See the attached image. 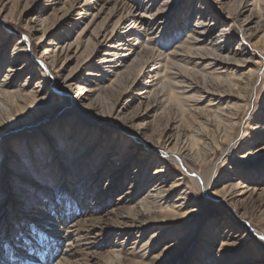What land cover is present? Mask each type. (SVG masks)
I'll use <instances>...</instances> for the list:
<instances>
[{"label": "rangeland", "instance_id": "obj_1", "mask_svg": "<svg viewBox=\"0 0 264 264\" xmlns=\"http://www.w3.org/2000/svg\"><path fill=\"white\" fill-rule=\"evenodd\" d=\"M123 1L130 4L135 2L142 6L147 4L148 0ZM192 1L169 0L167 8L162 9L163 11L161 10L157 15L161 14L163 18L157 17V20H164L167 15L171 17L178 8L186 10L194 3L195 12L194 8L190 12V14L193 13L194 21L197 17H203L205 22L210 23L213 21L211 15L217 14V20L214 22H218L219 18L222 19L216 29L219 30L222 25L228 28L230 21L225 17L224 11L226 12L225 7L231 6L232 0L225 2L220 12L217 10L218 7L213 5L212 0H207V3H204L205 7ZM83 2L84 0H0V79L7 74L8 66L12 65L10 61L15 59L14 65L20 69L11 78L13 82L9 89L13 90L26 82L24 88L30 90L36 85L38 78L44 76L46 80L44 92L51 90L54 93L52 98L42 96L28 101L22 107L13 97L0 95L1 257L8 254V250L19 249L21 244L34 245L39 237L46 240L44 235L51 233L46 226L50 224L48 221L50 215L53 216L54 213L66 215L71 210L76 218H73L71 222L67 219L66 224L87 218L97 220L101 217L108 220V225H98L93 229L92 233L100 231L96 237H89L92 233L84 231L85 228H82L84 222L77 225L79 234L70 235L73 238L71 241H75L78 245L76 250L80 256L90 252L91 257L88 258L90 262L86 261L89 264H106V256L113 249L119 250L124 257L134 260L142 259L150 264H264V250L247 227L249 225L264 236L259 226V224L264 226L259 214V210L264 211V41L253 46L258 38H264L262 36L264 31L252 40H249L247 36L242 39L243 34L239 24L249 11L237 16L238 23H233L231 26L233 31L231 48L233 51L240 49L244 53V56L237 55V58L258 62V73L250 81L245 101L237 109V114L233 116L231 128L228 122L219 118H215L213 122L210 120L211 125L207 126L203 121L204 116L207 117L206 111L201 114L203 118H199L197 114L185 110L186 103L181 102L177 94L173 92L174 95L168 94L169 91L166 92V97L163 96L165 101L162 106V109H166L168 113L162 118L157 117L161 119L160 121L155 120L148 125L153 113H147L149 108L142 98L145 91H139L136 86L127 87L129 82L137 76L148 79L149 74L145 75L148 72V66L152 64L156 70V66L160 64L159 60L149 64H145L144 60L137 62V71H132L125 84L119 85L112 92L99 94L95 109L79 105L76 97L73 96L75 90L66 91L58 82L60 78L58 75H67L72 68L86 59V53L79 57L70 54L65 60L61 58L57 62L58 68L62 65L60 69H57L59 72L51 69L50 59L41 57V50L37 48L40 39L45 44L58 38L75 42L86 23L92 21L91 25L86 27V29L89 28V35L83 37V40L88 41V52L93 41L99 43L97 45L99 49L108 50L101 54L99 57L101 59L89 58L82 63L81 69L78 68L73 73L74 79L75 82L82 80L80 84H94L111 78L106 71L105 61H102L105 58L102 57L108 56L107 53L112 49L105 46L102 37L95 40L91 34L107 16L108 8L100 10L99 7L88 6L86 19L75 22V11ZM260 2L264 3V0ZM159 5L160 3H157L152 6V11H156ZM171 10L174 11L170 12ZM176 14L172 16L171 26L176 20L174 19ZM30 21L35 22L31 25ZM256 21L257 18L253 20L249 28L255 26ZM33 27L38 30L34 31ZM44 29L46 33L43 36ZM159 29L157 25L154 31L152 30L153 33H150L154 38L153 45L156 46L153 48L164 53V57H167L169 61L182 59L180 55H171L170 52L175 50L178 54L185 53L180 46H183L188 36V29L184 31L178 29L169 36L163 35ZM126 38V35L121 36L123 41ZM19 40L25 43L26 48L24 53L14 56L13 47ZM135 55H131L127 63ZM253 65L242 61L237 67V74L256 67ZM188 67L190 68L191 64ZM224 70V68H215V75H221L225 79V75L220 74ZM89 71L93 74H87ZM184 73L195 75L192 81L199 86L203 85L204 80L200 72L184 69ZM206 79L212 88L218 87L217 78L209 76ZM225 88L227 89V86ZM123 97L128 98L122 101ZM94 98L97 97L89 96L90 100ZM119 101L124 103L123 107L118 108ZM115 102L117 103L114 104ZM207 103L208 100H205L197 105L203 107ZM188 105L189 101H187ZM114 108L119 109L118 114H106L109 109ZM130 117L134 118L132 124L129 122ZM211 118L210 116L209 119ZM167 119L177 122L182 129L189 130V138H192V134L197 130H201L210 138L217 128H221L228 138H222L221 134V137L217 136V144L211 143V150L205 163L201 165L190 160L177 162L169 154L164 156L158 154V150H162L161 147L152 145L145 137L148 135L156 140L158 130ZM75 122L77 124H74ZM77 125L80 126L81 131ZM82 125L84 127L93 125L87 131L99 129V135L87 136L86 140L82 139L80 137L84 133ZM137 126L148 130L143 136L133 138L131 132H135ZM18 127L20 129L14 132ZM76 128L77 134H75ZM114 135L116 139L125 136V141L132 142L127 153L130 157H121L120 145L116 142L110 143ZM96 139L102 145L98 153L92 152L93 147L90 146L91 143L96 142ZM52 140L54 142L51 143ZM231 141H233L232 148L226 155L219 157ZM67 145L74 148L70 155L65 152ZM151 145L158 154L159 163L152 162L146 165L144 170L147 180L151 179V172L163 164L167 166L165 173L168 178L167 187L175 177L184 176L186 186L183 188H189L190 191L186 201L189 204L188 209L180 215L171 217L170 220L156 223L153 227H133L123 231L114 225L117 217H114L111 211L115 208H127L135 203V190L140 184L134 186L133 173ZM9 150L14 151V164L7 162L6 155ZM107 151L108 155H104ZM212 165H214V178L219 186L227 182L224 178L229 176L232 181L251 184L250 187L255 189L254 194L246 199L243 211L240 210L241 214H245L242 222L238 217L237 221H231L232 210L218 197L204 195L203 191L192 183L187 173L189 166L204 173ZM156 176L158 175H153V177ZM151 185L148 181L145 188L148 189ZM126 190L129 194L120 199ZM181 191L178 189L169 193L166 203H163L164 209L176 206L180 202L176 198ZM245 221L247 225L243 224ZM153 232L155 236L151 237ZM228 238L229 242H235V244L231 246L221 244ZM62 241L66 243L67 238ZM168 246L171 249L165 252L164 248Z\"/></svg>", "mask_w": 264, "mask_h": 264}, {"label": "bare ground", "instance_id": "obj_2", "mask_svg": "<svg viewBox=\"0 0 264 264\" xmlns=\"http://www.w3.org/2000/svg\"><path fill=\"white\" fill-rule=\"evenodd\" d=\"M168 1L169 0H148L146 1L147 4L139 6L135 2L130 4L129 2L125 3L123 0H84L82 5L78 6V9H76L74 14L76 19L75 22H82L86 19V7L88 6L99 7L100 10L108 8L107 16L103 19L101 25L96 29H93L91 32L95 40L102 37V41L105 43V46L111 47L112 49H109L111 51L107 53V58L102 57L105 58L102 61H105L106 63V71L111 75V78L104 80L103 82L80 84L82 80L75 82V77L73 75V73L81 67L80 65L82 63H85L89 58L91 60L101 59L99 58L101 54L103 52H107L108 50L106 48L99 49L97 47L99 43L93 41L88 52V41L83 40V37L87 34L89 35V28L86 29V27H89L92 21L86 23L75 42L66 41L64 38H58L45 44V42L40 39L37 48H40L41 50V57L50 59L49 65L51 69L56 70V72H59L57 69H60L62 66L61 65L59 68L57 67V62L61 58L65 60L68 59L70 54H74L76 57H79V55L86 53V59L72 68L67 75H58V77H60L58 78L60 86H62L66 91L69 89L76 91H73V96L76 97V102L79 105L90 106L96 109L97 102L99 101V94L112 92L116 87H119V85L125 84V82L130 78L132 71H137V62L144 60L145 64H149L155 60H159L160 64L156 66V70L152 67V64L148 66V72L145 73V75L149 74L148 79H145V77L141 79L137 76L130 82L128 81L129 84L127 88L130 86L134 88L136 86L139 91H145V95L142 98L145 100L146 106L149 108L147 113H153V115H151L152 119L148 125L152 124L155 120L160 121L161 119H158L157 117L162 118L168 113L166 109H162V106L165 101L163 96L166 97V92L169 91L168 94L174 95L173 93H175L178 95V99H180L181 102L186 103L185 110L187 109L190 113L197 114L199 118H201V114L206 111L207 117L204 116V118H202L207 126L211 125L210 120L213 122L215 118H219L224 122H228L229 128H231L233 126L231 124L233 116L237 114V109L241 107L245 101L250 81L255 74L258 73V62L243 60L240 57L237 58V55L244 56V53L241 52L240 49H238V51H235L236 49L233 51L231 48L230 43L233 37L231 26L233 23L236 24L238 20L236 19L237 16L249 11L248 15L243 17L240 21L241 23L239 24L240 30L243 34L242 39H244L245 36H247L249 40L256 38L260 32L264 31V7H262L264 6V3L260 2V0H232L231 6L225 7L226 12L224 11L225 17L230 21L228 28L223 27L222 25V27L218 30L216 27L221 23L220 21L222 18H219L218 22H214L217 20V14L211 15L213 21L210 23L205 22L203 17L197 16L194 21L192 15L193 13L190 14V12L193 11L192 8H194L195 12L193 2L196 1L199 5L204 6V3L206 4L207 0H193V4L187 7L186 10L178 8L174 13L176 14L177 12L174 17L176 20L172 26L171 22L173 21L172 16L174 14L171 17L167 15L164 20H157V17H160L161 19L163 18L161 17V14L159 16L157 15L162 9L167 8ZM229 1L231 0H212V3L214 6L218 7L217 10L220 12L221 9L224 8L223 4ZM157 3H160V5L156 11H152V6H155ZM173 11L174 10H171L170 12ZM256 18L257 21L255 26L249 28V25L252 24L253 20ZM34 22L35 21H30L31 25H33ZM157 25L160 28L159 32H162L163 35L167 34L168 36L172 33L174 34L178 29L181 31L188 29V36L184 40L183 46H180L182 51L185 53L178 54L175 50L170 52L171 55H180L182 59L169 61L167 57H164V53H162L159 49L153 48L156 46L153 45L154 38L151 37L150 33ZM170 26L171 28H169ZM33 28L34 31L38 30H36L35 27ZM45 33L46 30L44 29L43 36ZM263 34L262 36H264ZM122 35L127 36L126 40H121ZM215 36L216 38H213ZM132 38L133 40H131ZM132 41H135L136 43ZM263 41L264 38L260 37L253 43V46H257L258 42ZM25 46V43L19 40L14 45L12 54H14V56L21 55L25 51ZM138 47L139 49H137ZM133 54L136 55L129 63H127L130 56ZM2 58L4 59V57ZM15 61V59L10 61L12 65L10 64L8 66L7 74L0 79V95L13 97L14 100L16 99L17 102H20L21 107L28 101L42 96H46L48 98L53 97V91L48 90L47 92H44V88H46V86H44L46 81L43 78L44 76L38 78L36 85H34V87L30 90L24 88L26 82L20 84L13 90L9 89L11 88V83L13 82L11 78L14 76V73L20 69V67H15ZM242 61L244 63L249 62L252 65L254 64L256 67L249 69L247 72L237 74V67L240 66ZM204 62L207 63L203 64ZM189 64H191L190 68L188 67ZM217 67L225 69L220 73L225 75V79H223L221 75H215V68ZM142 69L143 67L141 70ZM184 69H189L197 73L200 72L204 80L203 85L199 86L195 84V82L192 81L195 75L184 73ZM87 74H93V72L89 71ZM209 76L217 78V88H212L211 84H209L210 82L208 83L206 78ZM226 86L227 89L225 88ZM54 90L56 91L57 89ZM90 95H95L97 98L90 100ZM127 98L128 97H123L121 100L126 101ZM5 99H7V97ZM205 100H208V103L203 107H199L197 105L199 102L203 103ZM187 101H189L188 106ZM116 103L117 102L114 104ZM247 103H249V101H247ZM117 106L118 108L123 107L124 103L119 101ZM247 106H249V104ZM169 107H171V105ZM118 108L109 109L106 114H118ZM210 116L213 119H209ZM133 121L134 118L130 117L129 122L132 124ZM74 124H77V122ZM91 126L93 125L85 127L82 125V130L84 131L82 136H80L82 139L86 140L87 136L90 137L92 135H99V129H94L92 132L87 131L88 129H91ZM77 128L81 131L79 125H77ZM77 128L75 130V134L78 133ZM19 129L20 127L16 128L14 132ZM147 130V128L137 126L135 127V132H131V135L133 138H137L138 136H143ZM157 133L158 137L156 140H154V138H150L148 135L145 137L152 145L161 147L162 150H158V154H162L163 156L164 154H169L177 162H188V160H190L198 163L199 165L205 163L207 155L211 150V143L217 144V136L228 138L221 128H217L210 138L205 136L201 130H197V132L192 134V138H189V130L182 129L177 122L170 119H167V121L164 122L163 126ZM112 137L113 139L110 143L113 144L116 142L120 145L119 154H121V157H130L127 153H129L132 142L130 143L127 140L125 141V136H120L117 139L115 138V135ZM231 138L233 140V136ZM97 140L98 139H96V142L91 143L90 146L93 147L92 152L98 153V150L102 145ZM50 142L52 143L54 141L52 140ZM152 145L149 146L150 149L148 153H145L143 158H141L137 169H135L133 173V179L135 182L134 186L140 184L138 189L135 190V203L128 206V209L115 208L111 211L114 217H117L116 221H114V225L123 229V231L130 230L133 227H153L156 223H161L164 220H170L171 217L180 215L183 211H185V209H188L187 206L189 204L186 201L187 196L190 195V191L189 188H183L186 186L184 176L179 175L175 177L172 183L167 187L166 182L168 181V178L165 176L167 166L163 164L156 167L151 172V179L147 180V174L144 170L146 165L152 162L159 163V159L157 157L158 154L155 153V148ZM232 146L233 141L228 144L219 157L226 155ZM73 151V146L68 147L67 145L65 150L67 155L72 154ZM104 155H108V151L107 154ZM14 156V151L9 150L6 155L8 164H14ZM102 158L105 157L102 156ZM192 167L189 166V169H187V173L189 174L192 183L197 185L203 191L204 195L212 198L213 196H216L220 201L226 204V206H228L233 213V218H230L231 221L236 220L238 217V219L242 222L245 214H241L240 210L243 211L246 199L250 198L255 192V189L250 187L251 184L249 185L246 183L244 184L243 182H234L229 176H225L224 179L227 182H224L220 184L221 186H219L213 174L214 165H212L204 173L201 171L198 172ZM155 174L158 176L153 177ZM148 181L152 185L146 189L145 186ZM178 189L182 190L180 195L176 198V200L180 202L176 204V206H170L164 209L163 203H166L169 193ZM127 194H129L128 190L125 191L120 199L124 198ZM259 214L264 222V211L259 210ZM73 218L75 219L76 217L74 213H71V210L66 215L59 213H54L53 216L50 215V219L48 220L50 224H47L46 226L49 228L48 230L51 233L44 235L46 240L39 237L34 242V245L21 244L19 249L8 250V254L3 257H1L0 253V264H89L86 261L89 260V257H91L89 255L90 252H86V254L80 256L78 250H76L78 245H76L75 241H71L73 238H71L70 235H77L80 233V230L77 227L80 222H84L82 226V228H85L84 231L92 233L93 229L98 225H108V220L101 217L97 218V220L87 218L79 219L76 222L66 224L67 219L71 222L74 220ZM64 223L65 225H63ZM58 224L60 225L57 226ZM243 224L247 225V222L245 221ZM259 226L264 232V226L261 224H259ZM247 227L253 232L252 236L258 240L261 249L264 250V236L257 230L250 228L249 225H247ZM99 233L100 231H97L92 233V235H89V237H96ZM154 236L155 234L153 232L151 237ZM65 238H67V241H65L66 243H63L62 240ZM229 238H231L230 235ZM229 238L225 239V242H221V244L230 246L235 244V242H229ZM170 249L171 247L168 246L164 248V251L166 252ZM106 264L150 263L142 259L134 260L132 258L124 257L121 255L119 250L113 249L110 254L106 256Z\"/></svg>", "mask_w": 264, "mask_h": 264}]
</instances>
